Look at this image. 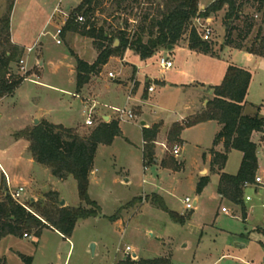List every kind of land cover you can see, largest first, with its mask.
<instances>
[{
	"label": "rangeland",
	"instance_id": "1",
	"mask_svg": "<svg viewBox=\"0 0 264 264\" xmlns=\"http://www.w3.org/2000/svg\"><path fill=\"white\" fill-rule=\"evenodd\" d=\"M11 1L0 0V21L7 16ZM82 1L15 0L11 14L14 38L28 46L35 42L39 44L32 53L24 49L20 60L12 64L13 75L26 79L13 95L0 100V165L6 171L0 170V200L4 196L1 188L9 193L23 188L20 200L27 206L32 200L45 201L44 196L54 190L60 195L59 201L65 202L61 207L79 206L75 180L60 181L53 177L48 167L33 160L30 143L24 138L17 139L15 135L34 128L35 120L40 124L45 119L57 125L77 128L75 131L80 136L87 137L102 122H111L102 118L107 113L115 115L113 120L119 122L121 135L111 146H99L94 173L89 178V196L99 206L101 214L97 218L79 221L71 239H65L52 229H44L39 238L32 235L28 238L7 236L0 242V257L6 264H25L21 256L32 258L33 264H144V261L158 259L168 264H264V238L255 231L257 226L264 225L261 207L264 205V190L258 194L250 189L246 191V223L240 210L235 209L236 214L228 200L219 199L212 186L202 196L198 207L191 211L185 208V198L192 201L198 198L199 171L205 163L202 159L205 151L201 146L211 148L214 138L211 128H191L185 132L184 139L193 145L186 149L187 159H182L185 161L184 170L164 169L161 166L164 159H156V164H145L141 118L136 109H132L134 103L129 99L130 89L119 87L106 78L109 71L115 75L120 73L122 78L128 74L117 59L105 68V82L96 89L102 103L98 108L106 113H93L94 125H85L88 108L82 104L81 97L76 96V61L71 52L86 62H93L96 50L92 40L79 34H71L70 38L58 34ZM198 1L200 6L214 2ZM241 2L243 17L253 18L256 23L245 42L250 47L259 31L264 35V3L260 0ZM139 4H130L125 13L114 14L115 8L105 1L95 19L111 32L124 28L126 22L134 29L151 7L144 0ZM226 11L213 14L209 18L211 22L207 19L212 29L209 42L215 51L226 40L227 31L223 23ZM204 26L203 20L192 22V27L201 35ZM235 26L242 31L244 19L237 21ZM188 33L183 38L184 42ZM239 34L235 33V39ZM57 41L61 44L57 45ZM177 58L182 65L179 69L174 68L181 71L177 75L174 70H161L157 64L159 57L153 59L149 69L157 76L173 79L182 86L158 89L151 106L145 108L144 119L151 120L155 112L156 116L164 118L185 114L186 107L200 104L202 95L208 96L212 87L222 83L229 65L245 69L252 75L247 96L250 106L245 113L256 114L254 107H260L264 116V59L256 56L247 58L243 51L228 47L219 58H197L189 54H181ZM40 62L43 66L39 65ZM131 84L133 87L134 81ZM151 86L152 83H145V95ZM124 107L135 113L134 120L120 119L113 110ZM215 125L218 127L219 124ZM167 145V159L175 158L172 149L179 144L167 142ZM197 145L200 148H196ZM263 149L261 145L259 154L264 167ZM159 153H163L161 149ZM157 194L163 197L169 210L179 216H189V220L184 225L175 223L158 208ZM223 207L229 208L230 214L222 213ZM218 211L219 217L215 219ZM118 212L119 219L110 221ZM237 245L242 247L237 248ZM127 247L131 249V256L125 253Z\"/></svg>",
	"mask_w": 264,
	"mask_h": 264
},
{
	"label": "trees",
	"instance_id": "2",
	"mask_svg": "<svg viewBox=\"0 0 264 264\" xmlns=\"http://www.w3.org/2000/svg\"><path fill=\"white\" fill-rule=\"evenodd\" d=\"M105 1L115 8L114 14L125 13L132 5L140 0H83L74 10L61 29L60 35L79 34L92 40L97 53L94 63L89 64L78 55L72 53L76 61V92L77 94L89 84L92 77L99 75L112 57L123 58L126 51L135 52L142 60L151 59L160 50H167L178 44L188 33V46L191 51L199 52L213 58H219L224 48L243 51L252 56L264 59V35L258 32L250 44L245 45L256 23L253 18L243 17L242 0H215L205 10L199 9L198 0H144L151 7L142 16L137 27L125 23L122 29L108 31L104 25L100 26L95 19L98 9ZM263 4L264 0H260ZM15 0L8 6L7 16L0 21V100L9 97L21 86L26 78L16 77L12 73V64L20 60L23 49L12 43L11 14ZM140 5V4H139ZM227 9L224 16L226 26V40L215 51L209 41H204L199 32L192 27L196 19H209ZM113 14V15H114ZM84 22L79 23L78 18ZM244 19L243 30H239L235 23ZM105 23V22H104ZM240 33L235 39V33ZM118 42V45H115ZM252 75L245 69L229 65L223 81L213 88V98L204 110L183 123H176L168 134L170 144H179L184 129L214 121L221 130L216 135L211 150V172L220 175L218 194L237 205L242 210L243 221H246V210L243 202L246 184H255L258 171L257 145L252 142L254 133L264 130V118L259 115L246 116L244 108L251 84ZM159 127L143 129V158L145 164H156L155 142ZM121 135L119 122H102L87 137L80 136L77 131L41 121L31 130L18 132L17 139H26L30 143L29 150L34 161L48 167L53 177L60 181L73 178L77 184L79 206L76 208L61 207L59 193L50 191L44 196L45 201H30L26 208L16 203L7 189L0 200V242L7 236L23 238L24 235L39 238L44 229H52L65 239H71L77 223L81 220L97 218L100 214L99 206L89 196V177L93 172L94 160L100 145L111 146ZM219 144L223 152L215 151ZM238 151L243 154L239 172L235 176L223 173L230 152ZM164 169L180 172L184 164L176 159H164L161 163ZM209 179L199 180L196 192L202 193L208 185ZM158 208L169 215L177 224L184 225L189 216H179L168 209L165 201L159 197ZM118 214L109 220L116 222ZM25 264H32L33 259L21 256ZM0 264L6 261L0 257ZM144 264H168L163 260L144 261Z\"/></svg>",
	"mask_w": 264,
	"mask_h": 264
},
{
	"label": "crops",
	"instance_id": "3",
	"mask_svg": "<svg viewBox=\"0 0 264 264\" xmlns=\"http://www.w3.org/2000/svg\"><path fill=\"white\" fill-rule=\"evenodd\" d=\"M198 3H199V1H198ZM208 6H205V5L200 6V4H199V9L201 11H203ZM208 21L211 22L212 20L209 19ZM11 29H12V25H11ZM67 35H68L67 38H70L69 36L71 34H67ZM11 39H12V43L13 44L19 46L23 50L24 49H26V50L33 49L34 50L35 47L39 44V43L37 44V42H35L33 45L28 46V45L24 44V42L16 40L14 38V35L12 34V31H11ZM185 39H186L185 42L182 39L175 46H171L172 47L171 50L169 48L167 50H160L159 53H157L155 56H153L151 59H148V60H142L139 57V55H137L135 52H133L131 50L126 51L124 56H123V58L112 57L109 60L108 64L102 69V72L99 75L92 77L90 82H89V84H87L82 89V91L80 93H78V94L76 93V96H78V97L80 96L81 97L82 104L84 106L85 105L87 106V108H88L87 112H89L92 109H93L92 112L94 114H98V115L102 114L103 112H105V111H101L100 108H98V107L102 106V103L98 100L99 99V94L96 93V89L99 88V86L102 85L105 82L104 81L105 77H106L105 76V68L109 65V63L113 59H117L118 61H120L121 64L123 65V68H122L123 71H125V74H127V73L128 74L124 78H122L121 76L119 77L120 73H117L116 74L117 76H116L113 73V71H109L108 74H107L108 77H106V78L108 80L112 81V83H114L115 85H117L119 87L127 88L128 91L130 89V92H129L130 97H129V99L131 98L130 101H133V103H134V106H132V109H136L135 112L137 111V113H138L137 115H139V118H141V126H142V123H145V125L142 126V131H143V129H151L152 127H155V126L159 127L158 136H157V139H156V142H155V159H167V157H168L167 156L168 134H169L172 126L174 124H176V123H183L186 120H188L189 118L201 113L204 110V108L206 107V105L208 104V102L213 98V88L215 86L212 87V90L210 91V93H209V90H208V92H207V93H209V94H207L208 96H206V95H202L201 96L200 104L193 105V106H190V107H186L185 108V110H186L185 114L181 113L182 115L177 117V118H174V117H171V116H168L169 118H164V117L159 116V115L156 116V112H155L154 113L155 116L153 118H151V120L147 121L146 119H144L145 118V108L147 106H151L153 95L156 94L158 89H167L170 86H176V87L177 86H182V84H180V85L176 84L173 79H167L165 76H162V77L161 76H157L154 73L153 70L149 69V68H151L152 63H153V59H155V57L164 56V57L169 58L174 64V66L171 69V71L174 70V68H176V67H177V69H179L182 66L181 63H179V61H178V58H177L178 55L189 54L190 57L193 56V57H197V58H199V57L203 58L205 56V57L209 58V56H207V55H203V54H201L199 52L191 51L189 49V46H188V40H187L188 38L185 37ZM116 43H117L116 44V46H117L118 42H116ZM243 53L246 55L247 58H252L253 57L250 54H247L245 52H243ZM165 55H167V56H165ZM96 58H97V53H96V56H95V59L93 60V62H88V63L89 64L94 63ZM39 65L43 66V62H40ZM174 72H175V75H177L178 73H181V71H178L176 69L174 70ZM110 73L114 75L113 79L109 78V74ZM132 81H134V83H135V85L133 87H132V84H131ZM145 83H152L153 84V86H151V87L154 88V92L153 93H148V94L145 95V93H144ZM247 96H248V94H247ZM249 106H250V104H249V102L247 101V98H246V105H245V108H244V115L251 116V117L259 115L260 117L264 118V116L261 115V108L260 107H254V108H256L255 109L256 110V114H246L245 112L249 108ZM114 116L115 115H109V114L106 113V115H104V116L102 115V118H104V119H106L108 121H110V120L113 121ZM134 116H135V113H134ZM42 120L43 121H47L45 119H42ZM47 122H49V121H47ZM49 123H51V122H49ZM216 123L217 122L210 121V122L202 123V124L196 125L194 127H191V128H198V127L199 128H207V127L211 128L212 133L214 135V138H213V141H212V146H211L210 149L209 148H204V146H201L202 150L205 151V153L202 154V159H205V163H204L202 169H200V171H199V180L201 178H203V177H207L209 179V183L204 188L202 193L200 195H198V198H196L194 200V204L196 205V207H198V205L200 203V199L202 198V196H204L207 193V191L210 189L211 186L213 187V190L216 191L219 199L224 200V198H222L218 194V186H219V183H220V175L219 174H215V173L213 174L211 172L212 155H211L210 152H211V150L213 148L214 139H215L216 135L219 133V131L221 130L220 125H218V127H217V125H215ZM52 124H54V123H52ZM55 125H57V124H55ZM64 127L68 128V129H73V130L77 129V128H70V127H66V126H64ZM191 128H186V129L183 130V132L181 133V136H180V140L181 141H180L178 146H175V147H179L180 152H179L178 156H175V158H171V159H177V161L181 160V163L184 164V169H185V161H183L182 159H187V155L185 154L186 149L188 147H190L191 145H193V144H190V142H188V141H186L184 139V134H185L186 131H188ZM142 138H143V136H142ZM251 140H252V142H254L257 145L258 171H257V176L256 177L260 178L261 181H260L259 184L253 185L252 187H254V188H250V187L249 188H245L243 202H244V206H245V210H246V221H243L244 223H246L247 220H248L247 207H246V204H245L246 191H248L250 189L253 192H255V194H258L259 191L264 190V167L262 166V162H261V158H260L261 156L259 154V149L261 148V145H263V144H261V140L262 139L260 138V133H254L252 135V137H251ZM142 146H144V142H143ZM196 148H200V146L197 145ZM263 148H264V145H263ZM142 149H143V147H142ZM159 149L162 150V152H163L162 154L163 155L162 154L160 155ZM215 151H217L219 153H222L223 152L222 144H219L217 147H215ZM242 160H243V154L241 152H238V151L230 152L229 155H228L227 162H226L225 168L223 170V173H225L227 175H230V176L237 175L238 172H239ZM159 167H161V166H159ZM0 170H1V172H5L6 173V171H5V169L3 168L2 165H0ZM93 173H94V168H93V172L91 173V175ZM173 173H175V172H173ZM203 174H205V175L203 176ZM69 179H73V178L70 177L67 180H69ZM52 191H54V190H52ZM54 192H56V191H54ZM154 194H156V193H154ZM157 195L160 196L159 194H157ZM161 198L163 199V197H161ZM229 203L231 205L230 207L232 208V210H234V211H235V209L240 210L241 217H242L241 208L239 206H237V205H234L231 202H229ZM261 207L264 210V205H262ZM223 208H225V207H223ZM222 209H221V211H222ZM226 209L228 210L229 208H226ZM228 212L230 214V210H228ZM236 214H237V212H236ZM218 217H219V211L217 212L215 219H217ZM263 220H264V211H263ZM246 231H248V230L246 229ZM255 231H257L258 233L262 234L263 238H264V225L263 226H257L255 228ZM243 235L244 234H242L241 236L243 237ZM236 247L237 248H241L242 246L237 245ZM33 262H32V264H33Z\"/></svg>",
	"mask_w": 264,
	"mask_h": 264
},
{
	"label": "built area",
	"instance_id": "4",
	"mask_svg": "<svg viewBox=\"0 0 264 264\" xmlns=\"http://www.w3.org/2000/svg\"><path fill=\"white\" fill-rule=\"evenodd\" d=\"M200 20H203V19H197V21H200ZM203 21H205V23H206V26H204V33H203V35H201L200 33V36H201V38L204 40V41H209L210 39H211V36H212V29L210 28V23H208V21H207V19L206 20H203ZM78 22L79 23H83L84 22V18L83 17H79L78 18ZM60 33H61V30H59L58 31V34L60 35ZM61 44V42L60 41H57V45H60ZM33 51V49H28V52L29 53H31ZM21 63L22 64H24V61H21ZM157 64H158V66H159V68L161 69V70H163V71H169V70H171L172 68H173V66H174V64H173V62L169 59V58H167V57H164V56H162V57H159V59H158V61H157ZM109 78H111V79H113L114 78V75L113 74H109ZM148 92L149 93H153L154 92V88L153 87H150L149 89H148ZM93 110V109H92ZM92 110H90L89 112H88V117H87V119H86V121H85V125L87 126V127H92L93 125H94V122H93V120H92V114H93V112H92ZM114 110V112L119 116V118L120 119H124V118H126L128 121H132V120H134V118H135V116H134V113L132 112V111H128L127 109H126V107L125 108H122V109H113ZM261 144H263L264 145V130H263V132H262V140H261ZM179 152H180V149H179V147H175V148H173V150H172V154L174 155V156H178V154H179ZM262 155L264 156V152L262 153ZM260 178H258V177H256V179H255V184H259L260 183ZM254 184V185H255ZM253 185H251V184H246L245 185V188H249V187H252ZM24 192V189L23 188H20V189H18L17 191H15V192H11V193H9L10 194V196L12 197V199L16 202V203H18V204H20L21 206H23V207H25L26 208V205L25 204H23L22 202H21V194ZM184 204H185V208H186V210L187 211H191V210H193L195 207H196V205L194 204V201H192L189 197H187V198H185V200H184ZM222 212L223 213H225V214H229V212H228V210L226 209V208H223L222 209ZM29 236L28 235H24V238H28ZM130 252H131V249L129 248V247H127L126 248V251H125V253L127 254V256H131L130 255ZM134 257H136V255H134ZM134 259V258H133Z\"/></svg>",
	"mask_w": 264,
	"mask_h": 264
},
{
	"label": "water",
	"instance_id": "5",
	"mask_svg": "<svg viewBox=\"0 0 264 264\" xmlns=\"http://www.w3.org/2000/svg\"><path fill=\"white\" fill-rule=\"evenodd\" d=\"M169 49L171 50L172 47L170 46ZM38 124H39V121H38V120H35V126H37ZM144 125H145V123H142V126H144ZM32 201H33V200H32ZM64 204H65L64 201H61V202H60V206H63ZM92 251L94 252V246H92Z\"/></svg>",
	"mask_w": 264,
	"mask_h": 264
}]
</instances>
